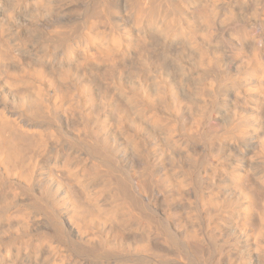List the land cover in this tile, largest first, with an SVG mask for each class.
I'll use <instances>...</instances> for the list:
<instances>
[{
	"label": "bare ground",
	"instance_id": "bare-ground-1",
	"mask_svg": "<svg viewBox=\"0 0 264 264\" xmlns=\"http://www.w3.org/2000/svg\"><path fill=\"white\" fill-rule=\"evenodd\" d=\"M0 264H264V0H0Z\"/></svg>",
	"mask_w": 264,
	"mask_h": 264
},
{
	"label": "rangeland",
	"instance_id": "rangeland-1",
	"mask_svg": "<svg viewBox=\"0 0 264 264\" xmlns=\"http://www.w3.org/2000/svg\"><path fill=\"white\" fill-rule=\"evenodd\" d=\"M81 13L79 14L80 15V17H78V16H76V18H74L73 19V21H74V23H76V24H78L79 22H80V20H82L83 19V17L85 16V11L84 12H82V11H80ZM82 14V15H81ZM77 19V20H76ZM60 20H62V22L61 21H57V22H59V23H63L64 21L66 22V21H68V19H63V18H61ZM70 20V19H69ZM72 21V22H73Z\"/></svg>",
	"mask_w": 264,
	"mask_h": 264
}]
</instances>
